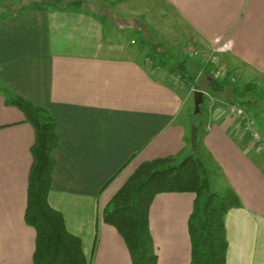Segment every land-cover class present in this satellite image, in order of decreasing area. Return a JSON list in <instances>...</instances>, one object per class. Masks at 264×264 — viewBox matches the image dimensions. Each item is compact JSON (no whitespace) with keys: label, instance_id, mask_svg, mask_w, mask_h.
I'll use <instances>...</instances> for the list:
<instances>
[{"label":"crops","instance_id":"crops-1","mask_svg":"<svg viewBox=\"0 0 264 264\" xmlns=\"http://www.w3.org/2000/svg\"><path fill=\"white\" fill-rule=\"evenodd\" d=\"M110 1L115 4L101 11L119 12L106 21L95 7L25 6L0 16V264H34L36 242L35 228L25 221L35 130L21 109L7 104V90L58 118L61 142L49 201L63 212L68 230L82 238L93 264H133L124 238L103 220L104 208L128 177L146 160L191 152L188 84L155 58L170 48L140 20L148 13H122L116 6L124 0ZM135 1L128 4L148 9L157 0ZM158 1L193 29L180 55L191 41L196 50L190 57L201 53L203 43L215 54L225 43L219 50L225 61L264 74V0ZM131 33L148 37L154 54L148 56ZM209 117L203 147L243 202L225 218L227 264H264V166L234 120L228 123L227 107ZM194 199L193 192L154 197L149 223L158 264H191Z\"/></svg>","mask_w":264,"mask_h":264},{"label":"trees","instance_id":"trees-1","mask_svg":"<svg viewBox=\"0 0 264 264\" xmlns=\"http://www.w3.org/2000/svg\"><path fill=\"white\" fill-rule=\"evenodd\" d=\"M31 1L33 4L30 8L33 10L53 8L87 10L85 8L88 7L86 3L89 0ZM98 10L95 12L100 19L105 21L111 19L112 15L109 16L108 11ZM141 43L148 46V37L143 36ZM152 54L154 53L150 52L148 56ZM165 60L160 59L159 63L164 62L163 65L166 66ZM231 65L224 77H216V65L213 60L199 64L196 76H193V69L189 67L184 69L170 66V69L189 84L196 83L198 86L204 81L201 78L200 82L196 81L198 70H203L209 76L211 92L220 94L229 91L226 102L245 109L242 115L237 117L241 119L239 130L242 138L245 142L254 143L252 131L260 133L254 126L247 108L251 103L258 102L259 104L256 103L258 107L264 109V88L255 78L244 85L239 84L237 72L240 70L241 73L243 66ZM205 100L204 97L201 112L194 116V127L189 126L187 141L191 152L181 159L179 157L182 153L142 162L103 210V220L115 226L124 238L133 264H158L149 223V210L154 197L163 192L195 194L189 217L191 264H227L229 241L225 218L230 209L243 206V202L224 176L222 168L212 160V154L203 147V138L209 124V120L204 121L201 118ZM6 102L21 109L26 121L35 130V142L31 147L33 163L25 210L26 223L36 230L34 264H93V255L91 257L86 255L82 238L68 230L63 212L54 208L49 201L53 169L56 164L54 152L61 142L58 118L46 107L13 91L7 90ZM249 121H252L251 129L247 128ZM255 143L258 146L261 144L259 141ZM121 171L122 169L119 173ZM119 173L113 176L101 191L105 190Z\"/></svg>","mask_w":264,"mask_h":264},{"label":"rangeland","instance_id":"rangeland-1","mask_svg":"<svg viewBox=\"0 0 264 264\" xmlns=\"http://www.w3.org/2000/svg\"><path fill=\"white\" fill-rule=\"evenodd\" d=\"M95 1H96V4H95ZM138 1L140 2V0H138ZM110 2L112 3V1H110V0H89L86 4H88L87 6L90 8L95 7L96 9H99L98 12H100L101 9H104V7L106 6L105 4L111 5ZM121 2L122 3H120L118 5V7L116 6V8H120V11L122 13H129V14H135L136 13V15H142V13H144V14L148 13L146 18H144L143 20L142 19H140V20L144 21L146 24H148L151 27L153 33L156 32L155 35L158 37L159 40L161 39L162 45H165L166 48H170V50L163 52L165 54V56L162 55V58L160 56L161 59H163V58L166 59L165 61H166V64L168 66L180 67L179 65H185V66H188L189 68L193 69V67L197 66V64L194 61H200V63H204V62L207 63L210 60H213V61H215V65H216L215 66L216 67L215 68L216 69V73H215L216 77H224V74L227 73V70L229 69V66L231 64L242 65V64H237V63L225 61L226 56L221 55L220 53L222 51H219L221 49V47H225V45H226L225 43L218 48L217 54L214 53L215 51H213L212 47H208L207 44L203 43V45H202L203 51L200 49L201 53H197L196 55L190 57V55H188V54L193 55L195 53V50H196L195 42L191 41L190 45L186 46V48L188 49L186 52V55H180L181 51L184 50V44L183 43L185 40L190 39V35L193 33L192 32L193 29L181 17V15L173 7H171L169 4H166L163 1L157 0L156 3L150 2V5L152 8L148 7V9H145L146 8V5H145V7L139 9V8H136L133 4H128L129 3L128 0H124ZM134 2H136V1L134 0ZM32 4H33V2L31 0H0V16L4 15L5 13H9L11 11V9L21 8V7H25V6L29 7ZM113 10L111 11L110 9H108V11H109L108 15L109 16L111 15V13H113V12L116 13L118 11V10L115 11V7H113ZM128 31L133 32L132 29H130L129 27H128ZM131 34L134 35V37H137V39L139 40V45H140L141 38L137 36V33H131ZM138 35H141V34H138ZM153 40H154V42H156V38H154ZM145 47H146L145 50H148L150 52V48H148L147 46H145ZM178 56L181 58L182 61L179 59ZM185 56H186L187 60L182 59ZM156 60H157V62H159V60H160L158 55H157ZM196 71H197V69H193V71H192L193 76L195 75ZM221 71H223V73H220ZM204 74H205V72L203 70H201V71L198 70V75H197L198 79L196 81L198 82L200 78L204 80L202 82L201 86H198L196 83L189 84V82L186 81V83L188 84L187 86L189 88V92L191 93L190 98H189V106H190V112H191L190 118L191 119L188 120V117H186V116L182 117L183 119L188 120L186 136H189V126H191V127L194 126V120H195L194 116L196 115L194 113V111H195V93L198 90L203 91V96L206 99L205 100L206 103L203 105V112L201 115V118L204 121L210 119L209 116H211L212 113L214 114V109L216 110L217 107H224V108L227 107L228 113L230 116V120L228 123L231 124L230 121L234 120L232 124L237 125V127L239 129L241 119H240V117L239 118L233 117V115H232L233 110L232 109L240 108L244 112V110H245L244 107L226 102V100L228 98V94H229L228 93L229 91H227V90L225 93H220V94H216V93L214 94L213 92H211L210 88H209L210 83L208 82V80H210L209 76H207L206 74L204 75ZM237 74H238L237 77H239V78H237L239 81V84L244 85L250 79L255 78V79H257V82L259 83V85L264 88V74L255 72L252 69L247 68L245 66L242 67L241 73L239 70V72H237ZM179 78H181V77H179ZM233 78H235V77H233ZM256 103L259 104L258 102H256ZM256 103H251L248 106L247 110H249L248 114L251 116L252 120L254 121V126L256 127V129L261 134V138L259 140V142L261 144L258 146V145H255L256 144L255 142H254L255 144L253 142H250L248 144L246 143L245 145L246 146H250V145L253 146L252 148H254L256 155H258L260 163L262 164V166H264V151H263L264 150V114H263L264 109L261 110L262 108H259ZM249 123H250V125H252V121H249ZM207 130H208V127H207ZM244 131L246 132L245 129H244ZM191 133H192V130H191ZM252 141H253V137H252ZM187 145L189 148H191L188 141H187ZM184 155L179 157V158L180 159L183 158Z\"/></svg>","mask_w":264,"mask_h":264},{"label":"built area","instance_id":"built-area-1","mask_svg":"<svg viewBox=\"0 0 264 264\" xmlns=\"http://www.w3.org/2000/svg\"><path fill=\"white\" fill-rule=\"evenodd\" d=\"M133 42H135V41L133 40ZM215 73H216V72H215ZM218 73H219V72H218ZM220 73H223V71H221ZM220 73H219V74H220ZM232 110H233V111H232V112H233L232 115H233L234 118H236V117H238V116H241L242 113H243V110L240 109V108H234V109H232ZM250 126H251L250 123H248L247 128H248V129H251ZM252 137H253V140H254L255 142L259 141L260 138H261L260 134H258L257 132H254V131H252Z\"/></svg>","mask_w":264,"mask_h":264},{"label":"water","instance_id":"water-1","mask_svg":"<svg viewBox=\"0 0 264 264\" xmlns=\"http://www.w3.org/2000/svg\"><path fill=\"white\" fill-rule=\"evenodd\" d=\"M204 96L203 91H196L195 93V114H199L201 112V104L203 102ZM194 127V126H193Z\"/></svg>","mask_w":264,"mask_h":264},{"label":"clouds","instance_id":"clouds-1","mask_svg":"<svg viewBox=\"0 0 264 264\" xmlns=\"http://www.w3.org/2000/svg\"><path fill=\"white\" fill-rule=\"evenodd\" d=\"M230 46V45H229Z\"/></svg>","mask_w":264,"mask_h":264}]
</instances>
